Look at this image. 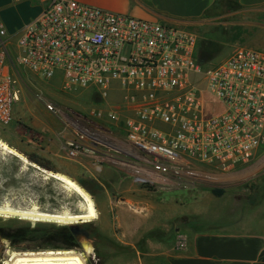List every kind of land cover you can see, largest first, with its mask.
<instances>
[{"label": "built area", "instance_id": "built-area-1", "mask_svg": "<svg viewBox=\"0 0 264 264\" xmlns=\"http://www.w3.org/2000/svg\"><path fill=\"white\" fill-rule=\"evenodd\" d=\"M41 1L16 50L0 25L2 126L20 100L21 70L45 80L59 76L64 93L94 89L104 104L87 114L45 103L75 130L65 142L68 155L105 146L110 135L101 124L122 129L127 147L114 151L148 188L220 182L263 151V50L238 47L225 60L200 64L192 31L76 0ZM111 92L120 100L109 101ZM176 243L185 247L186 235L178 232Z\"/></svg>", "mask_w": 264, "mask_h": 264}, {"label": "crops", "instance_id": "crops-1", "mask_svg": "<svg viewBox=\"0 0 264 264\" xmlns=\"http://www.w3.org/2000/svg\"><path fill=\"white\" fill-rule=\"evenodd\" d=\"M76 1L191 31L189 28L199 30L208 22L204 12L214 0ZM235 1L242 7L264 11V0ZM7 7L25 8L32 13L28 20L11 24L12 30L8 31L6 27L11 22L1 18ZM42 7L41 0H0V25L11 39L41 12ZM54 78L60 82L59 76ZM119 100V96L113 99ZM18 111L13 107L11 123L0 124V140L16 153L1 147L0 150L18 162L14 174L8 173L5 166L0 169L2 190L28 193L35 187L36 170L44 178L52 172L75 181L90 195L95 209L102 213L104 220L99 225L101 230L107 228V235L113 241L110 245L113 251L107 261L113 259L110 264H264V225L256 219L257 206L261 202L258 194L264 179V152L248 165L240 166L242 171L250 169L252 180L233 193L224 189L217 193L213 190L217 187L200 192L190 186L191 183L154 190L134 181L125 166V154L114 151L127 147L122 129L101 124L110 135L106 145L98 147L96 154L84 151L70 157L65 142L75 136L73 127L66 126L54 113L38 116L34 112ZM34 159L47 166H40ZM179 189L193 197L195 209L181 208L189 204L184 203V195L160 194ZM10 207L24 209L19 204ZM136 208L143 211L138 213ZM182 217L186 220L178 224ZM192 221L195 223L190 224ZM178 232L186 235L183 248L176 243Z\"/></svg>", "mask_w": 264, "mask_h": 264}, {"label": "rangeland", "instance_id": "rangeland-1", "mask_svg": "<svg viewBox=\"0 0 264 264\" xmlns=\"http://www.w3.org/2000/svg\"><path fill=\"white\" fill-rule=\"evenodd\" d=\"M227 5L234 6V3L223 4L212 10L208 15V22L204 24L202 29L195 30L189 28L198 37L197 46L199 51L202 48H209L210 61L205 63V65L216 64L227 59L238 47H250L264 51V11H256L251 7L242 6L230 10ZM31 13L32 10L29 9L24 8L22 10H17L12 7H7L1 18L4 22H11L7 25L9 27H6L7 30L10 31L12 30L10 26L11 24L28 20ZM18 36L19 34L16 33L10 40V47L14 50H16V39ZM16 74L18 76V81L20 80V84H18L20 89V100L14 104V107L19 110V113L21 112V109L27 114L34 112L38 116H41L42 114H50L52 112L47 110L45 105L46 101L53 102L63 111L74 109L83 114H87L91 107L103 106L104 104L103 100H99L95 97V90L92 88L80 90L78 93H64L60 89V82L57 78L45 80L33 73L31 74L21 70L17 71ZM115 97L118 98V93L111 92L108 100L116 99ZM206 98L210 99L211 96L206 93ZM216 107L218 109V105H216ZM263 152L264 151H262V153ZM2 166L6 167L8 173L14 174L17 172L18 162L11 156L4 155L0 150V169ZM28 172L30 174L32 171L29 169ZM40 173L41 172L38 170L34 172L35 187L33 190L29 189L28 193H26L25 190L21 193H12L10 191L2 190L0 177V205L9 204L10 206H15L19 204L24 206V209H27L26 207L30 208L32 207L31 205H34L39 211L47 213L68 212L77 214L84 211L82 199L78 194L67 189L59 180L50 176L44 178ZM252 174L253 173L249 168L242 171L239 167L234 172L222 176L220 182H194L193 184H190V186L200 192L207 188L217 187L232 191L233 193V191L240 188L241 185L249 184L252 180ZM263 191L264 179L260 185L258 197H260L261 202L259 206H257L256 215V219L262 221L261 223L264 225V196L261 197ZM160 194L164 196L184 195L182 196L186 198L184 203L189 204L182 205L181 208L185 209L189 207L190 209H195L193 197L188 195L184 190L179 189L160 192ZM231 197H233V194ZM136 209L138 213L143 211L139 208ZM96 212L97 216L95 219L83 223L79 221L67 223L49 218L0 216V264H3V261L9 259L13 252L21 253L25 251L45 252L47 250H64L38 248L28 241H18L9 237V235L17 229L40 225H53L55 227L67 226L71 229L74 238L76 239L77 246L70 249L83 253L86 264L112 263L113 259L109 262L107 261L113 251V248L110 247V245L113 244V241L110 240L111 238L107 235V228L101 230L99 223L104 219L102 218V213H99L97 210ZM224 217L226 218V216ZM110 230L112 231V227H110ZM81 236L90 242L92 246L90 253H86L82 247Z\"/></svg>", "mask_w": 264, "mask_h": 264}, {"label": "bare ground", "instance_id": "bare-ground-1", "mask_svg": "<svg viewBox=\"0 0 264 264\" xmlns=\"http://www.w3.org/2000/svg\"><path fill=\"white\" fill-rule=\"evenodd\" d=\"M0 147L10 153H16L6 143L0 140ZM19 156V154H18ZM24 159V158H23ZM25 160V159H24ZM37 167V166H36ZM40 169V168H39ZM47 172V171H46ZM51 177L58 179L63 185L76 194H78L82 199V205L84 211L81 213H68V212H58V213H47L42 212L37 209V207L29 209H15L7 204L0 205V216L11 217V216H24L31 218H49L55 220H61L67 223L90 221L96 218L97 212L90 195L75 181L58 173L48 172ZM81 238L82 247L86 253H90L92 246L90 242L83 236ZM3 264H86L85 256L79 251L72 249L64 250H47L45 252H31L25 251L21 253L13 252L10 258L5 260Z\"/></svg>", "mask_w": 264, "mask_h": 264}, {"label": "trees", "instance_id": "trees-1", "mask_svg": "<svg viewBox=\"0 0 264 264\" xmlns=\"http://www.w3.org/2000/svg\"><path fill=\"white\" fill-rule=\"evenodd\" d=\"M234 3V6L227 5L228 9L241 7V5L235 0H214L212 4L205 10L204 16H208L209 13L219 7L220 5L227 3ZM209 48H202L200 51L197 46V59L200 64H205L210 61ZM264 150V149H263ZM34 162L40 166H47L45 163L38 159H34ZM217 193L224 191L223 189L217 188ZM186 220L182 217L177 221L178 224H182ZM195 223V221L190 222ZM12 239L18 241H28L33 243L38 248H53V249H70L77 246L76 239L74 238L73 232L67 226L55 227L53 225H40L34 227H24L15 230L9 235ZM263 258V256H262Z\"/></svg>", "mask_w": 264, "mask_h": 264}, {"label": "water", "instance_id": "water-1", "mask_svg": "<svg viewBox=\"0 0 264 264\" xmlns=\"http://www.w3.org/2000/svg\"><path fill=\"white\" fill-rule=\"evenodd\" d=\"M80 222H82V223H83V222H86V221H82V220H81ZM82 235H83V234H82Z\"/></svg>", "mask_w": 264, "mask_h": 264}, {"label": "flooded vegetation", "instance_id": "flooded-vegetation-1", "mask_svg": "<svg viewBox=\"0 0 264 264\" xmlns=\"http://www.w3.org/2000/svg\"><path fill=\"white\" fill-rule=\"evenodd\" d=\"M4 262V261H3Z\"/></svg>", "mask_w": 264, "mask_h": 264}]
</instances>
